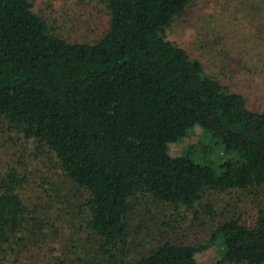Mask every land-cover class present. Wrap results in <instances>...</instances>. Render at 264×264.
Wrapping results in <instances>:
<instances>
[{
	"label": "trees",
	"instance_id": "1",
	"mask_svg": "<svg viewBox=\"0 0 264 264\" xmlns=\"http://www.w3.org/2000/svg\"><path fill=\"white\" fill-rule=\"evenodd\" d=\"M101 2L104 26L85 40L65 37L32 0H0V134L27 142L60 179L31 175L34 202L24 162L6 163L0 249L57 236L65 242L54 264H199L211 246L219 255L210 264H264L261 201L251 221L223 219L203 243L150 240L166 207L212 215L207 196L228 191L264 200V111L167 38L190 0ZM189 123L200 128L196 144L157 153ZM201 153L211 155L200 162Z\"/></svg>",
	"mask_w": 264,
	"mask_h": 264
},
{
	"label": "rangeland",
	"instance_id": "2",
	"mask_svg": "<svg viewBox=\"0 0 264 264\" xmlns=\"http://www.w3.org/2000/svg\"><path fill=\"white\" fill-rule=\"evenodd\" d=\"M101 1L32 0L35 9L40 10L49 20L53 19L58 31L65 37L85 40L96 38L104 26L106 17ZM167 38L185 48L191 57L199 59L206 73L241 93L249 109L264 111V0H190L183 14L167 29ZM187 126L193 124L189 123ZM199 138L200 128L193 126L182 131L179 143H160L157 153L180 155L189 146L196 144ZM218 152L205 155L206 157L201 153L200 162L207 161L210 155V159L215 160ZM18 158L24 162L17 165L18 171L28 175L31 181L25 192L32 195L34 202L35 196L39 194L40 180L31 175H48L55 184L60 182L56 173L43 166L42 155H35L27 142L17 137L10 140L9 134H0V171L6 168V163L13 160L17 162ZM217 162L212 161V167L215 168ZM207 197L213 210L212 215L205 207H198L197 213L183 207L178 211L166 207V215L160 214L157 220L159 229L149 231L152 236L150 240L157 241L166 236L182 243H203L217 222L233 215L251 221L257 213L256 201L264 203L261 196L255 200L241 191L216 192ZM48 215V218L53 219V213ZM37 217L41 219L43 214H38ZM160 221L165 223L160 224ZM64 227L68 233L67 224ZM55 239L47 240L42 237L36 246L26 242L29 251H19L22 247L3 244L0 262L54 264L55 257L61 256L65 242L62 238L57 239V236ZM139 242L140 239L135 245ZM218 255L217 247L211 246L196 257L199 264H210Z\"/></svg>",
	"mask_w": 264,
	"mask_h": 264
}]
</instances>
